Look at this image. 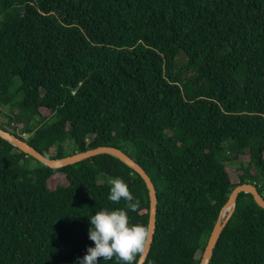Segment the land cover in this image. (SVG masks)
I'll use <instances>...</instances> for the list:
<instances>
[{
	"label": "trees",
	"instance_id": "trees-1",
	"mask_svg": "<svg viewBox=\"0 0 264 264\" xmlns=\"http://www.w3.org/2000/svg\"><path fill=\"white\" fill-rule=\"evenodd\" d=\"M0 107V126L50 158L100 145L130 155L157 194L144 264H199L233 187L264 197V0H0ZM55 172L68 183L52 189ZM115 177L138 201L130 223L147 228L148 189L117 157L51 168L0 137V264H78L87 217L126 207L107 199ZM209 264H264L251 193Z\"/></svg>",
	"mask_w": 264,
	"mask_h": 264
},
{
	"label": "clouds",
	"instance_id": "clouds-1",
	"mask_svg": "<svg viewBox=\"0 0 264 264\" xmlns=\"http://www.w3.org/2000/svg\"><path fill=\"white\" fill-rule=\"evenodd\" d=\"M107 199L116 203L123 199L126 207L101 208L87 217V235L93 243L77 258L78 264H100L98 258L111 260L113 257L119 264H133L136 255L144 249L147 228L142 223H130L128 213L136 209L138 201L122 178L112 179Z\"/></svg>",
	"mask_w": 264,
	"mask_h": 264
},
{
	"label": "water",
	"instance_id": "water-1",
	"mask_svg": "<svg viewBox=\"0 0 264 264\" xmlns=\"http://www.w3.org/2000/svg\"><path fill=\"white\" fill-rule=\"evenodd\" d=\"M0 137L9 141L11 144L16 146L19 150L23 151L27 155L32 156L34 159L39 162L51 167V168H60L62 166H66L69 164H73L85 158L101 154L107 153L111 154L118 159H120L127 166L131 167L134 171H136L141 178L144 180L145 185L148 189L149 194V218H148V227L147 232L148 236L145 242V246L142 252L137 259L136 264H144V261L148 255V252L151 247V243L154 238L155 226H156V213H157V194L155 185L150 177V175L146 172V170L135 161L130 155L124 152L122 149L112 145H100L97 147L88 148L83 151H77L68 155H65L60 158H50L47 155H44L40 151H38L34 146L27 142L25 138L19 137L17 134L13 133L8 129H4L0 126ZM240 192H247L253 195L254 200L258 205L264 208V197L259 192L258 188L250 182H243L236 184L231 190L220 214L215 221L212 230L208 236L206 245L202 251L200 257L199 264H209L210 259L213 255L214 247L218 241V238L234 212L236 200ZM226 210L225 214L224 211Z\"/></svg>",
	"mask_w": 264,
	"mask_h": 264
},
{
	"label": "rangeland",
	"instance_id": "rangeland-1",
	"mask_svg": "<svg viewBox=\"0 0 264 264\" xmlns=\"http://www.w3.org/2000/svg\"><path fill=\"white\" fill-rule=\"evenodd\" d=\"M6 111H7L6 108L0 107V122L6 120L5 116L3 115V113H5ZM42 112L47 113L48 111L43 109ZM11 126H13V124ZM11 128L12 127H9V130H11ZM68 148H69V146H68ZM248 158H249L248 153L242 154L238 157V161L241 160V161L246 162L248 160ZM36 163H37L36 161L32 160V165H35ZM238 166H239V162H236V161L226 164V169L230 174V179L232 182L238 181V179H237V173H238L237 167ZM67 183H68L67 178L61 172H55L47 179V185L52 189H54L57 185H62V184H67Z\"/></svg>",
	"mask_w": 264,
	"mask_h": 264
},
{
	"label": "bare ground",
	"instance_id": "bare-ground-1",
	"mask_svg": "<svg viewBox=\"0 0 264 264\" xmlns=\"http://www.w3.org/2000/svg\"><path fill=\"white\" fill-rule=\"evenodd\" d=\"M226 210L224 211V214H225Z\"/></svg>",
	"mask_w": 264,
	"mask_h": 264
}]
</instances>
